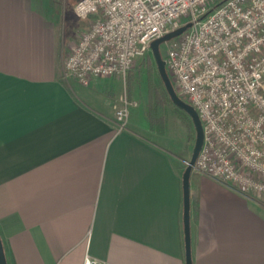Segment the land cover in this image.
Listing matches in <instances>:
<instances>
[{"label":"crops","instance_id":"obj_1","mask_svg":"<svg viewBox=\"0 0 264 264\" xmlns=\"http://www.w3.org/2000/svg\"><path fill=\"white\" fill-rule=\"evenodd\" d=\"M62 21L40 0H0L6 263L82 264L88 256L105 264H185L186 157L158 144L147 124L128 118L117 131L93 88L62 78L72 45ZM189 195L191 264H264V196L195 172Z\"/></svg>","mask_w":264,"mask_h":264},{"label":"built area","instance_id":"obj_2","mask_svg":"<svg viewBox=\"0 0 264 264\" xmlns=\"http://www.w3.org/2000/svg\"><path fill=\"white\" fill-rule=\"evenodd\" d=\"M74 13L89 23L62 60V78L83 87L124 79L153 40L189 24L164 42L163 60L202 125L192 172L264 196V0H76ZM135 106L125 91L112 105L117 131Z\"/></svg>","mask_w":264,"mask_h":264},{"label":"rangeland","instance_id":"obj_3","mask_svg":"<svg viewBox=\"0 0 264 264\" xmlns=\"http://www.w3.org/2000/svg\"><path fill=\"white\" fill-rule=\"evenodd\" d=\"M46 9V12L56 11L63 15V21L60 32L66 37L69 36V42H75L79 31L85 29L88 21L80 20L69 9V4L73 0H40ZM95 16L89 18L92 20ZM161 56H164L165 45H159ZM72 87L75 85L71 82L72 79L67 80ZM171 81V79H170ZM172 83V81H171ZM95 86H92L94 85ZM173 85V83H172ZM93 88L99 100L104 101V104L113 115L112 105L118 100L120 95L126 92L127 96L137 102V106L130 108V120L133 125L147 124L149 128L156 130L158 134L155 136L158 144L166 146L170 149L172 154L184 159V168L191 157V150L194 143V128L190 118L180 109L173 105L170 101L163 83L157 72L154 59L151 51L142 57L135 60L130 71L125 78L112 77L109 79H96L90 86L85 88L89 90ZM159 95L164 105L161 110V121L150 125L147 114L149 108L155 103V96ZM108 103V104H107ZM187 119L189 125L192 127L191 140L189 139L188 127L185 123Z\"/></svg>","mask_w":264,"mask_h":264},{"label":"water","instance_id":"obj_4","mask_svg":"<svg viewBox=\"0 0 264 264\" xmlns=\"http://www.w3.org/2000/svg\"><path fill=\"white\" fill-rule=\"evenodd\" d=\"M187 27H189V24H186L172 32L166 33L165 35H163L158 39L153 40L150 43V50L157 68V72L163 83L165 91L169 96L170 101L173 103L174 106L182 110L190 118L195 133L194 143L191 150V157L187 162L181 176L182 222H183L185 264H191L190 232H189V212H190L189 178L192 172L193 164L202 145V140H203L202 125L194 108L188 103H186L184 100H182L176 94L174 87L170 81V78L165 70L164 60L159 51L160 44L179 36ZM0 264H7L1 239H0Z\"/></svg>","mask_w":264,"mask_h":264},{"label":"trees","instance_id":"obj_5","mask_svg":"<svg viewBox=\"0 0 264 264\" xmlns=\"http://www.w3.org/2000/svg\"><path fill=\"white\" fill-rule=\"evenodd\" d=\"M163 58V57H162ZM164 105L162 98L157 94L155 96V103L149 108L147 117L151 126L154 123H159L161 121V110ZM153 128V127H152Z\"/></svg>","mask_w":264,"mask_h":264}]
</instances>
